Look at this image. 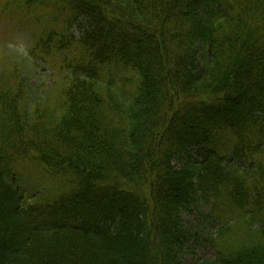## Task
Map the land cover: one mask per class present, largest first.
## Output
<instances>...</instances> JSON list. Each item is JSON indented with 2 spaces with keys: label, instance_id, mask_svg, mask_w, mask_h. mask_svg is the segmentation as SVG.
<instances>
[{
  "label": "trees",
  "instance_id": "1",
  "mask_svg": "<svg viewBox=\"0 0 264 264\" xmlns=\"http://www.w3.org/2000/svg\"><path fill=\"white\" fill-rule=\"evenodd\" d=\"M3 10L55 76L0 57V264H264V0Z\"/></svg>",
  "mask_w": 264,
  "mask_h": 264
},
{
  "label": "rangeland",
  "instance_id": "2",
  "mask_svg": "<svg viewBox=\"0 0 264 264\" xmlns=\"http://www.w3.org/2000/svg\"><path fill=\"white\" fill-rule=\"evenodd\" d=\"M3 21H0V24H2ZM3 26H0V44L5 41L6 48H11L13 50V58L14 64L19 65L21 69V74L24 77L25 80H27V84L31 87H34V90H41L42 86L47 87L49 85V81L54 78L55 75L51 71H49L45 66H43L40 63H34L30 60V58H27L26 55V48H27V40L26 37L18 36L19 34L15 33V36L10 35H3L4 31L2 30ZM45 29L44 27H41L39 30H37V33L41 30ZM48 30V29H45ZM33 32V30H31ZM71 32L75 35H77V29L73 27L71 29ZM1 46V45H0ZM2 52L0 51V57L2 56ZM17 57V58H16ZM29 59V60H28ZM18 62V64H17ZM33 173V171H31ZM20 183L22 184V187L25 190V195L29 196V192H38L39 190L36 189V184L34 182L29 181L27 175H22L20 177ZM32 193V194H33ZM192 220V219H191ZM207 252V249L204 250L198 249L196 252V258L197 259H204L207 255L204 253ZM208 253V252H207ZM195 257V256H194ZM193 256H190L188 259H192Z\"/></svg>",
  "mask_w": 264,
  "mask_h": 264
}]
</instances>
